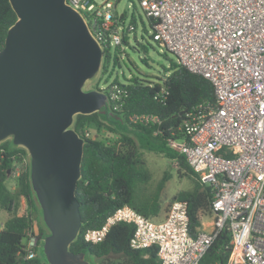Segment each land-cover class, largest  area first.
Masks as SVG:
<instances>
[{
    "label": "built area",
    "instance_id": "1",
    "mask_svg": "<svg viewBox=\"0 0 264 264\" xmlns=\"http://www.w3.org/2000/svg\"><path fill=\"white\" fill-rule=\"evenodd\" d=\"M67 2L81 13L103 50L121 46L122 37L134 30L132 25L120 26L115 7L107 0L100 6L94 0ZM138 2L153 20L152 39L214 86L216 107L184 122L185 139L168 142L185 156L200 182L211 187L212 215L203 217L192 235L184 201L172 200L159 222L125 205L107 216L101 227L84 232L83 240L99 243L112 225L128 222L134 225L130 248L156 245L159 264H202L218 235L226 233L227 264H264V0ZM105 92L115 108L123 102L119 84ZM129 120L161 123L153 114H134ZM84 135L89 137L90 132L85 130ZM1 145L0 166L7 155ZM20 157L21 164L28 165L26 154ZM14 171L18 175L19 166ZM27 210L21 199L20 212ZM25 235L18 255L26 263L36 256L41 237L36 227L27 228Z\"/></svg>",
    "mask_w": 264,
    "mask_h": 264
},
{
    "label": "trees",
    "instance_id": "2",
    "mask_svg": "<svg viewBox=\"0 0 264 264\" xmlns=\"http://www.w3.org/2000/svg\"><path fill=\"white\" fill-rule=\"evenodd\" d=\"M15 20L16 14L9 0H0V49L7 29ZM149 20L152 26L153 20ZM122 44H128L127 35L122 37ZM109 51L110 48L104 47L102 71L106 69ZM115 59L117 61V57ZM169 70L162 83L150 84L137 78L124 85L114 82L124 90L119 107L111 105L110 109L75 117L73 127L85 143L81 178L76 189L81 227L69 250L85 251L97 259V264H159L156 245L141 250L130 248L129 239L134 230L132 223H115L99 243L83 240L84 232L101 227L107 216L122 206L127 205L151 220L163 212L161 193L170 174L165 172L152 184V173L146 165L144 151L157 152L176 160L179 176L189 178L191 188L178 191L172 200L186 202L192 235L200 229L202 218L212 215L211 187L200 182L185 156L172 149L168 142L185 139L184 122L216 107L214 86L208 78L188 70L179 62L171 63ZM161 89H164L163 94ZM134 114L157 115L160 122L165 123L161 129L159 124L134 123L129 120ZM92 126L107 129L116 138L86 137L85 130ZM1 146L7 150V155L0 166V208L8 213V217L0 229V264H48L38 252L26 263L18 255L22 253L27 228L38 229L40 243L47 232L38 222L39 209L31 193L29 167L21 164L20 155L25 154L24 150L15 148L11 142H4ZM15 166H19L18 175H15ZM9 179L14 184L13 189L7 185ZM21 199L28 206L25 214L20 212ZM228 242L226 233L219 234L201 263L227 264L230 249L225 246Z\"/></svg>",
    "mask_w": 264,
    "mask_h": 264
},
{
    "label": "water",
    "instance_id": "3",
    "mask_svg": "<svg viewBox=\"0 0 264 264\" xmlns=\"http://www.w3.org/2000/svg\"><path fill=\"white\" fill-rule=\"evenodd\" d=\"M9 2L16 20L0 49V145L9 140L27 156L31 193L47 229L45 261L91 264L85 251L69 250L81 227L76 189L85 143L73 125L77 114L111 107L105 91L84 89L101 69L104 50L67 0Z\"/></svg>",
    "mask_w": 264,
    "mask_h": 264
},
{
    "label": "rangeland",
    "instance_id": "4",
    "mask_svg": "<svg viewBox=\"0 0 264 264\" xmlns=\"http://www.w3.org/2000/svg\"><path fill=\"white\" fill-rule=\"evenodd\" d=\"M106 0H94L97 5H101ZM114 5V13L120 19V26L127 28L129 25L134 27V30L128 33V44H122L117 50V46H111L109 51V60L105 71H102V66L97 75L86 82L85 90H102L106 91L109 87L117 82L119 84H127L132 78H137L150 84L162 83L163 78L170 72V64L178 63V58L175 54L169 52L163 45L154 41L151 37L152 26L149 18L139 5L138 0H107ZM129 3V13L125 14V4ZM135 47V48H132ZM117 57V61H115ZM104 59H102L103 62ZM91 137L104 139L110 137L115 139L113 133H109L107 129L90 127L87 128ZM6 142H9L7 140ZM143 156L147 167L152 173V184H155L165 172L170 174V178L166 181L165 187L161 193V207L160 216L153 218L152 221L159 222L164 218V210L166 211L172 197L181 190H188L191 188V182L187 176L180 177L177 171L176 160L168 159L163 154L144 151ZM11 179L7 181V185L11 189L14 184ZM8 217V213L0 208V228ZM209 220V219H208ZM207 221V219H204ZM38 222L43 227L44 231L47 229L41 224L40 214L38 213ZM42 245V242L40 243ZM42 254V248L38 250ZM85 257L91 264H97V259L86 254Z\"/></svg>",
    "mask_w": 264,
    "mask_h": 264
},
{
    "label": "crops",
    "instance_id": "5",
    "mask_svg": "<svg viewBox=\"0 0 264 264\" xmlns=\"http://www.w3.org/2000/svg\"><path fill=\"white\" fill-rule=\"evenodd\" d=\"M2 227V226H1ZM1 229V228H0Z\"/></svg>",
    "mask_w": 264,
    "mask_h": 264
}]
</instances>
